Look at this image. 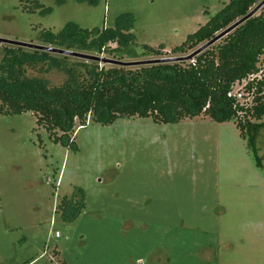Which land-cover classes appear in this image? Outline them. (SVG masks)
I'll list each match as a JSON object with an SVG mask.
<instances>
[{
    "label": "rangeland",
    "instance_id": "1",
    "mask_svg": "<svg viewBox=\"0 0 264 264\" xmlns=\"http://www.w3.org/2000/svg\"><path fill=\"white\" fill-rule=\"evenodd\" d=\"M229 1L0 0V38L48 45L43 31L114 27L129 13L135 39L126 49L83 53L178 57L172 49ZM144 45L163 54L147 55ZM38 70L27 74L52 85L66 79ZM36 120L30 111L0 113V264H264V126L250 145L234 120L88 118L76 121L67 147ZM63 197L82 202L77 216L68 218L71 206L62 217Z\"/></svg>",
    "mask_w": 264,
    "mask_h": 264
},
{
    "label": "trees",
    "instance_id": "2",
    "mask_svg": "<svg viewBox=\"0 0 264 264\" xmlns=\"http://www.w3.org/2000/svg\"><path fill=\"white\" fill-rule=\"evenodd\" d=\"M87 1L95 4L98 0ZM260 2L230 0L172 52L188 55L246 16ZM133 19L131 14L124 13L116 26L92 29L68 22L56 33L43 31L42 39L58 48L109 55L126 49L134 41ZM110 43L117 46L111 48ZM143 50L147 55L163 54V49L147 45ZM3 51L0 113L32 112L49 138L67 147L74 145L71 137L76 121L84 126L88 118L104 125L120 117L135 116L152 117L157 123L198 116H209L218 122L234 120L243 138L250 132V145L264 126V94L244 120L237 118L233 101L227 97L234 82L262 68L264 5L188 61L122 66L18 46H4ZM37 67L41 73L60 70L66 79L60 85H52L44 77L27 74L28 68ZM254 155L260 165L255 150ZM82 205L80 202L72 206L70 198L63 197L56 207L64 217L72 206L75 212L68 217L72 218L80 213Z\"/></svg>",
    "mask_w": 264,
    "mask_h": 264
},
{
    "label": "water",
    "instance_id": "3",
    "mask_svg": "<svg viewBox=\"0 0 264 264\" xmlns=\"http://www.w3.org/2000/svg\"><path fill=\"white\" fill-rule=\"evenodd\" d=\"M263 5H264V0H261V2L257 4L246 16L239 19L234 24H232L231 26H229L228 28H226L225 30L217 34L213 39L204 43L199 48H197L196 50H194L193 52L185 56L157 58V59L140 60V61H121L117 59H111L105 56H97V55H92V54L83 53L79 51L58 48L52 45H37V44H32V43L20 42L16 40L4 39V38H0V44H7V45L18 46V47H24L28 49L47 51V52H51L55 54L68 55L71 57L86 59L90 61H97V62H100L101 64H115V65H122V66L149 65V64H155V63L174 62V61H188V60H191L197 54H199L201 51H203L204 49L208 48L210 45L218 41L224 35L232 31L235 27L243 23L245 20L255 15Z\"/></svg>",
    "mask_w": 264,
    "mask_h": 264
},
{
    "label": "built area",
    "instance_id": "4",
    "mask_svg": "<svg viewBox=\"0 0 264 264\" xmlns=\"http://www.w3.org/2000/svg\"><path fill=\"white\" fill-rule=\"evenodd\" d=\"M260 85L261 90H259ZM262 94H264V67L234 82L227 92V97L233 101V109L237 118L244 120L247 112L253 110ZM59 236L60 233L55 231V237Z\"/></svg>",
    "mask_w": 264,
    "mask_h": 264
}]
</instances>
